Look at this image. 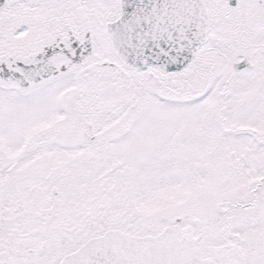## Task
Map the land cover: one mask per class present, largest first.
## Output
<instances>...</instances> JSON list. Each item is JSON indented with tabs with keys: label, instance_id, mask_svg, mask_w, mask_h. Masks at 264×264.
<instances>
[{
	"label": "snow or ice",
	"instance_id": "1",
	"mask_svg": "<svg viewBox=\"0 0 264 264\" xmlns=\"http://www.w3.org/2000/svg\"><path fill=\"white\" fill-rule=\"evenodd\" d=\"M0 264H264V0H0Z\"/></svg>",
	"mask_w": 264,
	"mask_h": 264
}]
</instances>
